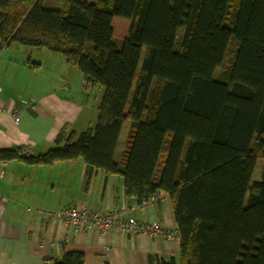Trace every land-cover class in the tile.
I'll use <instances>...</instances> for the list:
<instances>
[{
  "label": "trees",
  "instance_id": "1",
  "mask_svg": "<svg viewBox=\"0 0 264 264\" xmlns=\"http://www.w3.org/2000/svg\"><path fill=\"white\" fill-rule=\"evenodd\" d=\"M43 2L0 0V53L20 45L62 54L87 84L104 88L98 121L44 155L4 150L0 159L49 166L83 158L87 183L102 170L122 175L130 200L165 193L181 237L178 264H264V169L254 180L264 161V0ZM115 17L129 22L121 49ZM232 42L222 82L215 72ZM56 264H85V256L66 253Z\"/></svg>",
  "mask_w": 264,
  "mask_h": 264
},
{
  "label": "crops",
  "instance_id": "2",
  "mask_svg": "<svg viewBox=\"0 0 264 264\" xmlns=\"http://www.w3.org/2000/svg\"><path fill=\"white\" fill-rule=\"evenodd\" d=\"M75 68L62 54L45 48H3L0 152L26 149L37 157L63 147L72 134L95 127L97 122L92 125V119L85 115L88 104V110L93 108L89 100L66 98L72 92L91 98L92 86L86 83L84 75L78 79ZM78 121H82V131ZM124 125L116 162L121 161L128 146L127 143L121 147L126 127L130 137L133 123L128 121ZM0 161L8 162L6 167L0 166V264H56L70 252L83 253L85 264H156L172 260L179 263L181 240L115 230L78 233L49 215L65 207L93 208L106 213L120 206L130 200L122 175L98 170L87 183L83 158L49 166L31 165L20 159ZM164 195L165 200L158 206L136 211L133 216L139 221L177 228L173 205L169 196Z\"/></svg>",
  "mask_w": 264,
  "mask_h": 264
},
{
  "label": "built area",
  "instance_id": "3",
  "mask_svg": "<svg viewBox=\"0 0 264 264\" xmlns=\"http://www.w3.org/2000/svg\"><path fill=\"white\" fill-rule=\"evenodd\" d=\"M15 120L16 122L19 121L18 115L15 116ZM18 154L24 158L31 156L30 152L26 149L19 151ZM7 165L8 162L0 161L2 168ZM164 200L165 195L160 192L140 202L137 200L126 201L106 213H100L93 208L77 209L65 207L56 212H49V215L56 220L63 221L78 233L90 230H115L124 234L138 233L151 237H163L169 241L180 240L181 237L177 228L160 223L139 221L133 216L134 212L155 208Z\"/></svg>",
  "mask_w": 264,
  "mask_h": 264
},
{
  "label": "rangeland",
  "instance_id": "4",
  "mask_svg": "<svg viewBox=\"0 0 264 264\" xmlns=\"http://www.w3.org/2000/svg\"><path fill=\"white\" fill-rule=\"evenodd\" d=\"M89 2H93L94 0H88ZM44 6L47 8H51V9H62L65 5L64 0H44ZM233 7H235V4H233ZM113 28H114V43L117 46L118 49H121L123 47L124 44V40H125V36L127 35L128 29H129V22L125 19L119 18V17H115L113 19ZM183 33V29H181V31H179L178 37L180 38L182 36ZM237 49V45L235 42L231 43V46L229 48V52L226 58L225 63L219 67L216 72H215V78L219 81L222 82H229L230 81V77H231V73H232V66H233V61H234V57H235V52ZM37 56H35L36 58ZM36 61V60H35ZM77 74H78V79L82 78V73L81 71L76 67L75 68ZM76 80V78H75ZM89 95L91 98L88 97V94H79V93H75L72 92L70 94L66 95V98L71 99V98H75L79 101L82 102H87L89 100L90 102V107H93L92 110H88L89 108V104L85 109V115H87L88 118L92 119V125L97 122L98 117H99V110H97V107L99 105V103H101L103 95H104V88L99 87V86H92L91 90L89 91ZM82 93V92H80ZM66 92H64V94L62 96L65 97ZM85 118V116H84ZM87 121V120H84ZM89 121V120H88ZM80 122L82 121H78V124L80 126ZM96 125V124H94ZM125 127V125H124ZM80 131H82V128L80 126ZM129 127H126V131L125 134L123 135V139H122V143H121V147L124 148L127 143H128V138H129ZM264 169V161H259L258 165H257V169L255 171L254 174V180H259L261 178V173Z\"/></svg>",
  "mask_w": 264,
  "mask_h": 264
}]
</instances>
